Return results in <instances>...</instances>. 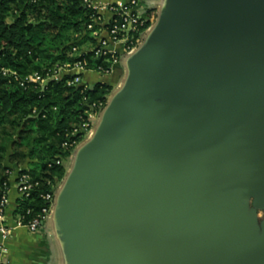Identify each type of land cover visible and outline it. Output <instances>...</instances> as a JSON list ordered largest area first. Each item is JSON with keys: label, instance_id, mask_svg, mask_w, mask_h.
I'll use <instances>...</instances> for the list:
<instances>
[{"label": "water", "instance_id": "water-1", "mask_svg": "<svg viewBox=\"0 0 264 264\" xmlns=\"http://www.w3.org/2000/svg\"><path fill=\"white\" fill-rule=\"evenodd\" d=\"M128 55L42 224L71 264H264V0H168Z\"/></svg>", "mask_w": 264, "mask_h": 264}, {"label": "trees", "instance_id": "trees-1", "mask_svg": "<svg viewBox=\"0 0 264 264\" xmlns=\"http://www.w3.org/2000/svg\"><path fill=\"white\" fill-rule=\"evenodd\" d=\"M94 15L84 0H0V69L20 78L33 73L45 77L57 66L84 59L87 69L110 70L111 53L95 57L89 51L97 42L87 29ZM152 16V10L143 14L146 21L133 33L132 44ZM70 79L65 75L45 85L20 86L13 76L0 74V193L9 184L12 170L7 164H26L18 175H29V195H19L15 209L23 225L40 219L48 204L44 196L55 191L65 174L62 162L75 148L63 145L83 139L73 130L87 121L85 112L93 104L104 105L111 91L104 83L83 90L68 85Z\"/></svg>", "mask_w": 264, "mask_h": 264}, {"label": "crops", "instance_id": "crops-1", "mask_svg": "<svg viewBox=\"0 0 264 264\" xmlns=\"http://www.w3.org/2000/svg\"><path fill=\"white\" fill-rule=\"evenodd\" d=\"M92 5L96 7L98 13L102 16L104 23L109 21L111 13L107 7L114 3L125 2L127 0H90ZM168 0H138L139 9L142 13H146L149 10L153 11V16L150 19L148 28L144 31L148 35L153 26L156 24L160 10L165 6ZM102 36H106V33H102ZM112 52L117 55V60L111 66V69L107 73H100L93 69H87L79 72V70H71L67 74L80 73L81 81L87 86H93L97 83H104L110 86L112 92H117L125 82L128 75V60L130 55L124 49L122 42L113 43L110 46ZM63 75H66L64 73ZM94 121V126L97 123ZM77 145L71 156L64 160L63 166L65 168L66 177L67 172L71 169L74 156L76 153ZM11 168V174L8 184V202L3 214L4 223L12 228V234L7 239L0 238V245H3L6 249L4 255L7 264H71L65 253V244L58 231L53 228L52 222L47 225H43L42 228L37 231H28L24 226H21L16 221L15 209L16 201L19 197L17 188L18 171L23 166H17L16 164H7ZM62 178V179H63ZM1 222V220H0Z\"/></svg>", "mask_w": 264, "mask_h": 264}, {"label": "built area", "instance_id": "built-area-1", "mask_svg": "<svg viewBox=\"0 0 264 264\" xmlns=\"http://www.w3.org/2000/svg\"><path fill=\"white\" fill-rule=\"evenodd\" d=\"M88 6L92 7L95 10V15L92 17V21L87 25V29L92 31V35L95 36L97 42L95 46H93L89 51L94 53L95 57H99L101 55L106 54L107 52L113 55L112 64L116 62L117 55L112 52L110 46L113 43L122 42L124 44V49L127 53H129L132 49H134L138 43L141 41L142 35L144 31L141 33L139 39L132 44L133 33L137 31L139 26H142L146 21L143 19V13L139 9L138 0H127L125 2H119L111 4L107 7L108 11L111 13V18L109 21H103L102 16L98 13L96 7H94L90 0H84ZM106 33V36H102V33ZM85 53V52H84ZM80 56L83 55V52H80ZM87 62L82 59L78 60L73 64H63L61 66H57L51 73H47L45 77L40 76L37 73H33L32 75L20 78L14 71L10 69L2 68L0 69V74L13 76V79L19 83L20 86H26L28 83H38L41 85H45L49 80H59L61 79L64 73L66 75L71 76L70 80H67L68 85L82 86L83 90L87 89L89 86L85 85L81 81L80 73L77 74H67L71 70H79V72L83 70H87L86 68ZM96 71L100 73H107L110 70H104L102 67H99ZM107 100V99H106ZM106 103V102H105ZM102 106L101 103L98 105L93 104L90 107L89 111H86L87 121L82 123L79 127L75 128L72 134H82L83 141L86 139L92 131L94 121L98 118L100 112L105 106ZM80 141V142H81ZM71 142L70 144L65 143L63 146H74L75 147L80 143ZM30 177L27 174L18 175L17 178V188L18 194L20 196L27 197L29 195L28 191L30 189L29 185ZM8 185L4 183L3 189L0 193V238L7 239L12 234V228L4 223L3 214L8 202L7 197ZM55 191L47 193L44 196V199L47 201V207H44L41 212L40 219L34 218L28 224L22 223V216L16 215V221L19 225L24 226L28 231L34 232L39 229V226L48 219L53 199H54ZM6 254V249L3 245H0V264H7V261L4 258Z\"/></svg>", "mask_w": 264, "mask_h": 264}, {"label": "rangeland", "instance_id": "rangeland-1", "mask_svg": "<svg viewBox=\"0 0 264 264\" xmlns=\"http://www.w3.org/2000/svg\"><path fill=\"white\" fill-rule=\"evenodd\" d=\"M212 39H210L211 41ZM212 42L216 43L214 40H212ZM217 46H218V43H217ZM212 53V52H211ZM213 54V53H212ZM214 55V54H213ZM55 225H53V228H54Z\"/></svg>", "mask_w": 264, "mask_h": 264}]
</instances>
